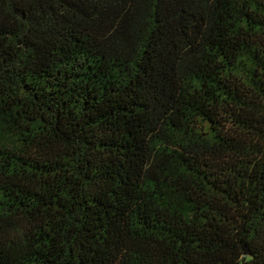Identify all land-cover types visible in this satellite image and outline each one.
<instances>
[{"label":"trees","instance_id":"1","mask_svg":"<svg viewBox=\"0 0 264 264\" xmlns=\"http://www.w3.org/2000/svg\"><path fill=\"white\" fill-rule=\"evenodd\" d=\"M0 264H264V0H0Z\"/></svg>","mask_w":264,"mask_h":264}]
</instances>
